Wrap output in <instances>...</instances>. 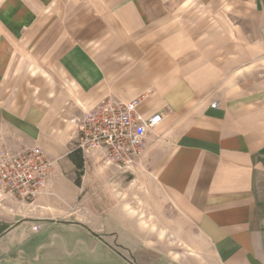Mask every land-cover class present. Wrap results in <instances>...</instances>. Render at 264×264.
I'll use <instances>...</instances> for the list:
<instances>
[{
	"label": "crops",
	"instance_id": "obj_1",
	"mask_svg": "<svg viewBox=\"0 0 264 264\" xmlns=\"http://www.w3.org/2000/svg\"><path fill=\"white\" fill-rule=\"evenodd\" d=\"M140 96L164 118L143 161L205 264H264V0H0V152L54 161L34 202L0 199V264H23L51 225L81 224L86 190L117 200L109 181L126 173L97 155L76 183L74 120Z\"/></svg>",
	"mask_w": 264,
	"mask_h": 264
},
{
	"label": "rangeland",
	"instance_id": "obj_2",
	"mask_svg": "<svg viewBox=\"0 0 264 264\" xmlns=\"http://www.w3.org/2000/svg\"><path fill=\"white\" fill-rule=\"evenodd\" d=\"M155 172L142 161L132 172L109 181L117 199L114 203L89 189L83 192L81 224L67 219L35 236L23 247L28 254L23 264H137L142 253H155L151 258H161V264H205L199 249L204 245L196 243L195 227L171 197L154 185ZM105 188L98 186L100 191ZM123 222L130 224L129 236ZM138 226L144 228L141 236Z\"/></svg>",
	"mask_w": 264,
	"mask_h": 264
},
{
	"label": "built area",
	"instance_id": "obj_3",
	"mask_svg": "<svg viewBox=\"0 0 264 264\" xmlns=\"http://www.w3.org/2000/svg\"><path fill=\"white\" fill-rule=\"evenodd\" d=\"M144 96L130 101L106 98L81 118L75 119V149L84 156H99L120 173L138 168L147 152L159 141L154 130L163 122L155 113L140 112ZM218 102L211 106L216 108ZM54 161L39 148L0 152V199L34 202L45 194Z\"/></svg>",
	"mask_w": 264,
	"mask_h": 264
},
{
	"label": "trees",
	"instance_id": "obj_4",
	"mask_svg": "<svg viewBox=\"0 0 264 264\" xmlns=\"http://www.w3.org/2000/svg\"><path fill=\"white\" fill-rule=\"evenodd\" d=\"M70 159L72 162L76 165L77 167V181L76 183L79 185L80 184V179L83 175V170H84V159L82 157V154L79 150H75L73 153L70 154Z\"/></svg>",
	"mask_w": 264,
	"mask_h": 264
}]
</instances>
